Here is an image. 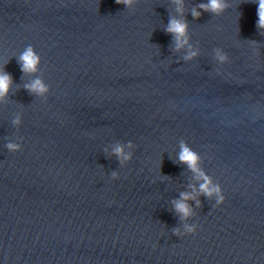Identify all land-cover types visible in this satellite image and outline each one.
Segmentation results:
<instances>
[{
    "label": "water",
    "instance_id": "95a60500",
    "mask_svg": "<svg viewBox=\"0 0 264 264\" xmlns=\"http://www.w3.org/2000/svg\"><path fill=\"white\" fill-rule=\"evenodd\" d=\"M222 3L0 0V264H264V28Z\"/></svg>",
    "mask_w": 264,
    "mask_h": 264
},
{
    "label": "clouds",
    "instance_id": "9594fccd",
    "mask_svg": "<svg viewBox=\"0 0 264 264\" xmlns=\"http://www.w3.org/2000/svg\"><path fill=\"white\" fill-rule=\"evenodd\" d=\"M131 2H132V0H116L117 4H123L125 6L130 5ZM258 4H259V7H258V16H259L258 27L264 28V0H258ZM201 7L205 8V10L210 9V10L218 13V12L222 11L226 7V5L224 3H222V0H210L209 5H207V6L201 5ZM193 15L198 16L199 14L194 11ZM185 27H186L185 24L173 20L170 23V27L168 28V31L171 33L177 34V36L179 37L185 33ZM219 58L222 61L226 59V57H224V56H220ZM20 61L22 62L23 70L26 73L36 71V65L38 63V57L34 54L32 47L29 46L26 49V51L20 56ZM10 84H11L10 75H8L7 73L0 74V97H3L4 95H6V93L9 90ZM30 90L38 91V92L46 91V89L44 88V86L42 85V83L39 79H37L33 82V84L30 86ZM8 147H9V149H13L16 146L9 144ZM114 154H116L117 156H120L122 154L121 147L117 146L114 149ZM129 158H130V156H123L124 160H128ZM197 159H198V157L196 156L195 153L190 151L187 147L183 148L182 153L180 155L181 162L188 163L189 166L193 170H195ZM113 176H115V173H113ZM201 191L205 192L206 194H208L210 196V195H212V192L218 193L220 190H219V188H214L211 191H209L208 185L205 184V185L201 186ZM186 198L187 197L185 196V199ZM220 199L222 200L223 197H221ZM175 207H176V210L178 212H181L184 215H188V208L184 203L177 202ZM189 231H191V229H189Z\"/></svg>",
    "mask_w": 264,
    "mask_h": 264
}]
</instances>
